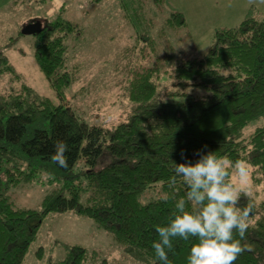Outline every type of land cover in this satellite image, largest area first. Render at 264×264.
Returning <instances> with one entry per match:
<instances>
[{"label": "trees", "instance_id": "16d2710c", "mask_svg": "<svg viewBox=\"0 0 264 264\" xmlns=\"http://www.w3.org/2000/svg\"><path fill=\"white\" fill-rule=\"evenodd\" d=\"M153 2L162 10L165 0ZM119 3L122 17L136 28L144 2ZM32 23L42 24L34 35V57L59 103L35 97L26 86L0 96V264H23L45 219L65 213L91 219L127 254L159 264L151 247L158 240L155 226L178 214L175 204L188 191L182 178L173 183L175 164L185 162L182 152L192 162L197 152L243 160L253 169V183L264 184V16L249 15L236 27L217 30L203 58L182 60L173 68L169 64L177 52L159 46V39L166 42V31L187 27L182 12L171 13L157 37L131 36L122 52L128 70L122 96L131 103V113L113 128L90 125L67 102L77 80V70L69 65V41L82 37L81 26L62 17ZM13 72L1 53L0 75ZM165 74L174 80L169 96L183 101L162 100ZM188 87L206 94L186 92ZM257 121L261 124L243 137ZM57 141L69 147L67 169L51 160ZM41 179L53 187L41 209L21 207L8 196L11 188ZM154 190L158 198L143 203L141 197ZM240 200L237 207L251 208L249 216L264 212V201ZM185 211L196 209L186 202ZM195 243V238L174 240L170 264H187ZM241 246L246 250L234 264H264V218L249 225ZM66 251L61 261L46 264H92L98 257L80 245H67Z\"/></svg>", "mask_w": 264, "mask_h": 264}, {"label": "rangeland", "instance_id": "374dc122", "mask_svg": "<svg viewBox=\"0 0 264 264\" xmlns=\"http://www.w3.org/2000/svg\"><path fill=\"white\" fill-rule=\"evenodd\" d=\"M119 1L104 0L96 5L91 0H0V54L9 58L14 69L13 73L0 75V96L26 86L35 97L59 103L36 63L35 36L23 35L22 30L34 20L47 23L62 17L78 23L83 32L80 39L69 41V65L77 70V80L68 92L67 102L90 125L113 128L127 121L131 113V103L122 96L128 74L122 52L130 45L131 36L145 32L157 37L166 18L175 11L182 12L187 27L179 33L166 31V42L159 39V46H171L177 52L169 64L173 68L182 60L203 58L213 45L217 30L236 27L249 15L264 16V0H165L162 10L153 0H141L144 14L139 13L141 23L137 22L134 28L122 17ZM124 1L130 5L140 2ZM150 23L154 28L148 27ZM173 83L168 74L162 75V100L181 102L183 97L169 96L175 89ZM185 91L197 96L206 94L204 90L189 87ZM260 124L259 121L250 124L243 137L252 134ZM252 170L249 166V183L241 190L240 198L252 199L256 204L264 201V184L253 183ZM52 189L41 179L32 185L11 188L8 196L21 207L39 210ZM158 196L155 190L149 191L141 201L147 203ZM260 218H264L262 211L250 215L247 222L253 225ZM67 245H80L97 253L92 264H152L149 259L127 254L110 233L98 228L91 219L73 213L51 214L45 219L23 264L61 261L66 256Z\"/></svg>", "mask_w": 264, "mask_h": 264}, {"label": "clouds", "instance_id": "9594fccd", "mask_svg": "<svg viewBox=\"0 0 264 264\" xmlns=\"http://www.w3.org/2000/svg\"><path fill=\"white\" fill-rule=\"evenodd\" d=\"M54 149L52 162L67 169V143L57 141ZM195 155L199 158L192 162L182 152L181 159L185 162L175 164L173 183L176 177L182 178L188 189L186 199L176 202L178 214L167 224L155 226L158 240L151 247L159 264H170L168 253L173 250V241L195 238L197 243L189 249L187 264H234L246 250L241 241L249 227L251 208L241 209L237 202L241 190L249 183V165L243 160L217 157L214 152ZM186 202L196 209L194 213L185 211Z\"/></svg>", "mask_w": 264, "mask_h": 264}, {"label": "water", "instance_id": "95a60500", "mask_svg": "<svg viewBox=\"0 0 264 264\" xmlns=\"http://www.w3.org/2000/svg\"><path fill=\"white\" fill-rule=\"evenodd\" d=\"M42 24L41 23H32L25 26L22 30L23 35H36L41 32Z\"/></svg>", "mask_w": 264, "mask_h": 264}]
</instances>
